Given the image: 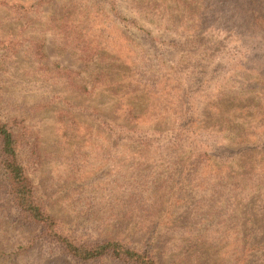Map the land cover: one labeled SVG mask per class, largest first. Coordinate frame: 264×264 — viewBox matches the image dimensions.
<instances>
[{
    "label": "rangeland",
    "instance_id": "obj_1",
    "mask_svg": "<svg viewBox=\"0 0 264 264\" xmlns=\"http://www.w3.org/2000/svg\"><path fill=\"white\" fill-rule=\"evenodd\" d=\"M0 124L60 237L264 264V0H0ZM23 218L0 264H131Z\"/></svg>",
    "mask_w": 264,
    "mask_h": 264
},
{
    "label": "trees",
    "instance_id": "obj_2",
    "mask_svg": "<svg viewBox=\"0 0 264 264\" xmlns=\"http://www.w3.org/2000/svg\"><path fill=\"white\" fill-rule=\"evenodd\" d=\"M17 149V140L11 130L6 125L0 124V176L6 181L8 194L26 222L31 226H40L43 231H49L68 255L83 262L107 256L131 264H156L154 257L146 250L137 253L116 241L86 246L76 245L69 239L60 237L57 234L56 223L46 213L32 185L26 179L22 166L17 161ZM261 249L264 251V248Z\"/></svg>",
    "mask_w": 264,
    "mask_h": 264
}]
</instances>
